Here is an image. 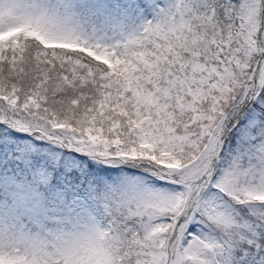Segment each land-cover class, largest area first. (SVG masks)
Segmentation results:
<instances>
[{"label":"snow or ice","instance_id":"1","mask_svg":"<svg viewBox=\"0 0 264 264\" xmlns=\"http://www.w3.org/2000/svg\"><path fill=\"white\" fill-rule=\"evenodd\" d=\"M0 264H264V0H0Z\"/></svg>","mask_w":264,"mask_h":264}]
</instances>
